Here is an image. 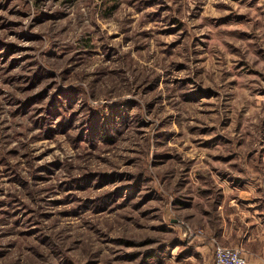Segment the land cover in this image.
<instances>
[{
	"label": "rangeland",
	"instance_id": "obj_1",
	"mask_svg": "<svg viewBox=\"0 0 264 264\" xmlns=\"http://www.w3.org/2000/svg\"><path fill=\"white\" fill-rule=\"evenodd\" d=\"M257 180L264 0H0V264H212Z\"/></svg>",
	"mask_w": 264,
	"mask_h": 264
},
{
	"label": "crops",
	"instance_id": "obj_2",
	"mask_svg": "<svg viewBox=\"0 0 264 264\" xmlns=\"http://www.w3.org/2000/svg\"><path fill=\"white\" fill-rule=\"evenodd\" d=\"M245 186L249 189L237 188L238 194L229 198L227 209L222 205L215 223L204 228L213 241L241 246L249 264H264V186L258 180ZM210 246L214 248L211 243Z\"/></svg>",
	"mask_w": 264,
	"mask_h": 264
},
{
	"label": "built area",
	"instance_id": "obj_3",
	"mask_svg": "<svg viewBox=\"0 0 264 264\" xmlns=\"http://www.w3.org/2000/svg\"><path fill=\"white\" fill-rule=\"evenodd\" d=\"M214 264H249V261L241 246H226L216 243Z\"/></svg>",
	"mask_w": 264,
	"mask_h": 264
}]
</instances>
